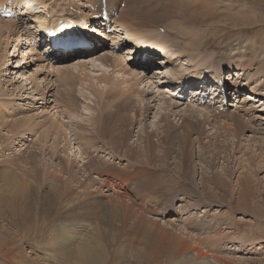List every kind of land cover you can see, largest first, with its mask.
Returning <instances> with one entry per match:
<instances>
[{
    "label": "rangeland",
    "instance_id": "obj_1",
    "mask_svg": "<svg viewBox=\"0 0 264 264\" xmlns=\"http://www.w3.org/2000/svg\"><path fill=\"white\" fill-rule=\"evenodd\" d=\"M83 1L17 0V4H21L20 6L25 10L21 14L24 15L23 20L27 19L25 17L27 7L32 14L31 20L26 22L25 26L20 22L21 34L12 30L9 39L7 37L9 29L3 28L6 33L0 41V105L4 107L3 110L6 107L8 110L2 112L3 115L1 114L0 117V137L4 135L10 137L7 140L4 136L5 139L0 141V264H86L80 262L77 248L74 249L78 244L97 251L95 254L103 257L102 264H187L181 261L180 255L191 257L189 264H196L201 259L203 260L199 263L208 262L212 258L218 259L220 264H264V164L260 163L264 160V135L260 134V130L256 136L252 134L256 127L264 128L262 111L264 100L257 104L252 101L247 102V108L251 104L256 107L254 112L245 118V122L248 119L252 123H247L250 131L244 129L238 132L233 125L224 131L225 124L215 125L212 119L210 124L203 126L197 125L194 119L190 121L187 117L193 118V114L196 115L194 112L191 113L196 106L192 105L193 108L195 107L194 110L189 109L192 108L190 102L185 104L180 101L181 106L171 108L170 101L166 100L172 98L171 93L166 94L169 93L170 84L165 82L178 69L183 72L181 74L188 75L198 71L204 72L206 69L210 70L211 75H215L217 70L223 69L222 71H226L229 77L234 74L235 80L239 75L238 71L243 69L244 72L240 73H244L242 84L251 82V79L252 82L257 81L252 85L248 83L250 87H246L243 94L247 97L251 91L248 89L252 87L260 89L264 84V76L259 79L260 75L257 73L258 65L262 64L261 59L264 56L257 48L260 49L262 47L260 43L264 41L262 1L201 0V3L200 0H120L122 4L120 8L117 4L120 12L130 7L129 9L132 8L130 11L136 14L130 19V23L133 22L132 26L127 27L131 29L132 34L167 39L165 41L171 47L166 52L176 49L175 51L182 52V56L175 54L180 56L177 61L180 64L171 59L172 63L166 68L164 65L159 66L162 63L159 58L164 54L161 52L162 55L155 57L156 72L153 69L154 72H150L149 76L158 77L157 73L165 71L166 75L163 79L162 76L157 79L158 82L160 81L158 85L150 87V84H147L145 91H148L146 93L149 95L139 94L140 98L136 95L132 96L131 106L125 114L131 117L133 122L128 125V129H115L114 136L118 137L115 140L111 137V133L105 137L100 134L103 138L94 134L97 125L92 120L97 117L96 113L99 115L103 107L107 106L113 110V102L107 100L106 106L104 102L97 105L99 103L97 101L100 100L92 87L88 89L89 87L86 86L83 90L88 100H85V96L84 99L81 98L83 89H79L81 82L77 85L73 83V86L69 87L73 92L76 90L72 95H77L75 100L80 101L77 104L78 110L58 107L53 102L46 104L49 97L45 100L46 94L41 96L35 91V87H44L49 82H53L56 86L59 84L55 74L50 72L51 69H47L48 64L58 65L59 60L46 64L48 60L35 50L37 47L35 48V41H30L33 39L31 36L41 32L39 29L43 28L41 23L44 20L46 25L56 23L57 20L67 17L65 15H71L73 7H77V11L82 7V13L89 14L87 10L90 5L89 0L86 2L87 5ZM7 2L9 1L3 3ZM196 2L201 4L202 10L201 8L199 10L198 6L195 10H191ZM177 11L182 13L178 14ZM48 13L49 16L46 15ZM190 15L197 18L196 25L189 22ZM48 17L53 18L48 19ZM111 19L113 21V18ZM254 19L256 24L245 23ZM170 21L178 22L180 26L192 28L194 31L196 29L195 32L188 30V34L195 33V40L181 32L178 33L175 27L172 30L168 26ZM92 28L96 31V26ZM120 28L119 26L117 30L119 31ZM162 29L164 32H161ZM127 30L122 29L123 35H120L122 33L120 31L116 34L117 37L123 38L122 43L119 41L121 45H127L132 39V37L124 39L125 33L132 35ZM16 38H20L18 46H16L18 44L15 42ZM110 41L112 44H105L106 49L103 47V50L95 51L92 55L80 57L83 60L72 57L69 65L82 61L89 62L90 58L86 60L84 58L90 56L96 58L114 51L111 48L114 41ZM190 41L200 42V46L197 44L194 48L189 45ZM6 42H9L8 47L5 45ZM38 44L40 46V42ZM126 47L120 55H127L126 60L128 58L130 62L127 60L124 63L130 65L139 51L134 43ZM184 50L194 55V58L188 57ZM251 55H254L258 62L255 67L253 66L254 68L246 71V67L243 66L247 61L249 63ZM37 59L41 61L38 62ZM210 59L213 62H209ZM88 67V71L89 69L93 71L90 66ZM137 67L136 64L128 67L111 66L110 70L114 69L109 72V78L128 80L129 84L134 83L131 72L136 70L140 73L143 69ZM180 78L185 83L190 80L189 76ZM180 78L177 77L172 81L176 83ZM235 80L230 84L233 85ZM105 84L108 85L105 89L107 92L110 84ZM158 89L165 93H161L165 100L160 102L156 100ZM261 90L264 92V87ZM62 91L63 88L57 87L49 95L54 94L58 102L62 99L59 94ZM245 99L244 95L235 101L229 98L231 102L229 106L227 105L226 113H236L239 116V110L236 108L241 106ZM237 100H240V103ZM145 106L148 107V116L142 112ZM202 106L196 109L198 115L205 113L204 105ZM165 112L168 115V125L162 120ZM62 117L68 118L70 122L74 120L75 123L84 125L82 130L73 123L68 124V128L70 127L71 140L75 148L81 149L84 153V162L88 163H79L76 159L69 164L71 176L77 178L79 186L77 189L73 187L75 192L68 194L66 198L57 197L50 186L53 179L58 180L61 187L72 183L68 173L58 172L68 164L64 157L66 144L64 135L61 133L57 137V129H50L55 119ZM225 122L228 124L229 121ZM14 126H19L16 134L12 132ZM47 130L49 135L44 139L45 135H42L48 132ZM78 134L86 139H78ZM120 136L125 139L127 147L122 146L123 149L118 151L114 149L117 153H112V148H108L105 143L110 144L111 147L113 143L120 146ZM57 139L59 148L58 152L54 153L51 144H56ZM149 141L151 148L148 145ZM102 147H106L104 154L102 151H97ZM76 152L78 153L77 150ZM124 152L130 155H125ZM149 152L154 154V158L147 161ZM95 161H99L100 166L101 163L107 162L108 173L118 174L116 172L118 170H127L128 176L135 175L140 180L138 181L140 186L136 184L122 186L127 194L126 191H121L123 189H119L118 181L115 186L111 184L108 187L103 186L101 179H98V176L96 178V175L92 176V181H87L84 175L85 168L92 169L96 164ZM184 168L187 169L185 170L187 180H183L182 177ZM145 170L155 172L156 177L161 180L160 183L150 182ZM24 172L26 176H23ZM108 173L102 178L106 180L110 177ZM3 175H6L9 181L12 175L18 178L22 176L14 191L19 192L18 194L8 190L5 184L9 183ZM15 184L17 186V182ZM19 185L26 187L22 191ZM21 191L23 195L20 197ZM116 193L123 195V205L128 204L136 209L133 212L135 217L125 215L121 209L123 205L114 207L113 204H119L116 202ZM11 194L15 195V200L11 203L12 208L1 202L3 197L8 198ZM73 198L76 199L75 203L64 206L63 203ZM28 202L31 207L34 205L33 209H30L34 212V216L30 220L29 228L26 229L25 233L28 234L26 236L20 229L21 222L17 219L27 210ZM12 211L20 215L14 217ZM43 215L44 221L41 219ZM141 217H144L145 226L139 229L136 218ZM186 245L187 247H183ZM72 252H75V255ZM47 253L51 257L46 255Z\"/></svg>",
    "mask_w": 264,
    "mask_h": 264
},
{
    "label": "bare ground",
    "instance_id": "obj_2",
    "mask_svg": "<svg viewBox=\"0 0 264 264\" xmlns=\"http://www.w3.org/2000/svg\"><path fill=\"white\" fill-rule=\"evenodd\" d=\"M6 1H9V0H4L3 2H6ZM13 1H15V3H17V0H13ZM81 1H83V0H81ZM87 1V0H86ZM104 1H106V5H107V9H108V11L110 12V14H113L114 12H117L118 14H119V16H118V18L116 17V18H113V23H115L116 25H115V29H113V33H114V36H110L109 37V40H112L113 39V45H112V49H114V51L112 50L111 52H108V53H104L103 55H101L100 57H96V58H94L93 56L92 57H86V58H84L85 60L87 59V58H90L89 59V62H85V61H82V62H78L77 64H73V65H69V62H67L66 64H63L62 66H60V65H50V64H48L46 67H47V69L48 70H50V72L51 73H54L55 74V76H56V81L57 82H59V84L56 86V85H54L53 84V82H49L47 85H45L44 87H35V91L36 92H38V94L39 95H43V94H46V99L45 100H47V97H49L48 98V102L46 103V104H50V102L52 103H56V105L58 106V107H62V108H67V109H69L70 110V108L73 110V109H75V110H78V106H77V104H79L78 102H80V101H78V100H75V99H77V95L76 96H73L72 94H74L75 92H76V90H74L75 92H73L69 87H71V85L74 83H76V85L77 84H79L78 82H81V84H80V87H79V89H82V92H81V95H82V97L81 98H83V96H85V100H88V96L87 95H85L84 94V89L86 88V86H88L87 88L88 89H90L91 87H92V90H94L95 91V93H97V97H98V100H100V101H97V102H99V103H97V105H101V103L102 102H104V106H106V101L107 100H109V102H113V110H110L109 109V106H107V107H103V109L101 110V112L99 113V115L96 113V115H97V117L95 118V119H93L92 121L93 122H95V125H97V127H95V132H94V134L96 135V136H99L100 134L103 136V137H105L108 133H111V137L115 140V139H117L118 137H116V136H114V133H115V129L117 130V129H128V125L130 124V123H132L133 122V120H132V118L131 117H128L125 113L128 111V109L130 108V106H131V103H132V96L133 95H136L137 97H139L140 98V95L141 96H143V95H145V96H147V95H149V93H146V92H148V91H145V89L147 88V84H150V87L151 86H154V85H158V84H160V81L158 82L157 81V79H160V76H162L161 77V79H163L164 78V76L166 75V71L165 72H159V73H157V75H158V77H153V78H151L150 76H149V74H150V72H152L153 71V69L151 70V67L150 68H148L147 70H145L144 68L143 69H141V72L139 73V72H137L136 70V72L135 71H133V72H131L132 71V69L130 70V72H131V76L133 77L132 79H134V83H131V84H129L128 83V80H115V79H110L109 78V72L112 70L113 71V69L114 68H112L111 70H110V67L111 66H113V67H128V66H130L131 64H136L138 67L137 68H142V67H144L147 63H143L142 62V60L140 59L144 54H148V56H149V54H151V55H154V56H159V55H162L161 54V52L164 54V56L162 57V58H159V60H160V62H162V63H160L161 65H159V66H162V65H164L165 66V68L167 67V65H169V64H171L172 63V60L171 59H173L174 61H175V63H177L178 64V59H180V56L179 55H181L182 56V52H180V51H175L176 49H171V51H169L168 53L166 52L167 51V49H169L170 47H171V45L167 42V41H165V40H167V39H164V38H159V37H156V38H159V39H156L155 37H148L149 35H147V36H143V35H141V36H137V35H135V34H132V32H130L131 31V29H129V28H127V27H131L132 26V23H130V19L133 17V15H136L135 13L133 14L132 13V11H130L131 9H129L130 7H128V9H129V11H122V12H120L119 10L120 9H118L117 7L119 6H117V4H120L119 2H120V0H114L115 2H113V1H111V0H89L88 2L89 3H91L92 5V7L93 6H97L99 3H104ZM197 1V0H196ZM201 1V0H200ZM204 1H207V0H204ZM262 1V3L261 4H263L264 5V0H261ZM0 3V4H4V3ZM14 3V4H15ZM18 3H19V1H18ZM122 3V2H121ZM201 3H202V1H201ZM5 4H7L8 6H12L13 4L12 3H9V2H7V3H5ZM116 4V5H115ZM17 5V8L18 9H20V5L19 4H16ZM49 5H51V4H49ZM131 5V4H130ZM208 5H210L209 4V2H208ZM63 6V5H62ZM127 6V5H126ZM196 6V7H195ZM195 6H194V8L192 7V9L191 10H195V8H197V6H198V9L200 10V8H201V10H202V6H201V4L200 3H197L196 2V4H195ZM231 6H232V4H231ZM230 6V7H231ZM13 7H14V5H13ZM52 7V6H51ZM53 8V7H52ZM26 9V13H28V12H30V8L29 7H27V8H25ZM231 11H232V9L231 8H229ZM235 9V8H234ZM31 11H32V9H31ZM101 13H102V11H100ZM213 12V11H212ZM25 13V14H26ZM144 13V12H143ZM177 13L178 14H180V13H182L181 11H177ZM176 13V14H177ZM23 14V13H22ZM128 14V17H126V15ZM214 14V13H213ZM213 14H212V16H213ZM31 15V14H30ZM47 16H49V13L48 14H46ZM138 15V14H137ZM47 16H46V18H47ZM25 17H28L27 19H25V20H23L24 19V15H22L21 16V19L19 20V21H17L16 22V20L14 21L13 19L11 20V19H9V20H4V19H2V18H0V41L2 40V36L6 33L5 31H4V27H7V29H9V34L7 35V37H8V39L10 38V34L12 33V30H14L15 32L17 31V33H19V35L21 34V31H20V26L19 25H21L22 23H24V25H25V23L26 22H28V21H30L31 20V16H28V15H25ZM32 17H35V18H37V16H32ZM130 17V18H129ZM147 17V16H146ZM137 18H138V16H137ZM240 18V17H239ZM244 18V17H243ZM48 19H49V17H48ZM146 19V18H145ZM112 20V19H111ZM237 20V19H236ZM255 20V19H254ZM254 20H248V21H245V23H253V24H256L255 22H256V20L254 21ZM262 20H264V19H262ZM37 21V20H36ZM46 20H44L42 23H41V26L43 25V28H44V26L46 25L45 22ZM259 21V20H258ZM257 21V22H258ZM20 22H21V24H20ZM39 22V21H38ZM47 22H48V20H47ZM135 22V21H134ZM189 22L191 23V24H193V25H196V23H197V18L196 17H194V16H192V15H190L189 16ZM175 23V24H174ZM171 22L170 21V23H168V26H170L171 27V29L173 30L174 29V27H175V29H177L178 30V33H180L181 32V34H183V35H188V36H190L191 38H193L194 40H195V33L193 34V33H191L192 31L193 32H195L196 31V29H195V31L194 30H192V28L190 29H188V28H185V27H182V26H180L179 25V23L178 22ZM170 24V25H169ZM102 26H104L103 24H101ZM30 26V25H29ZM121 27L120 28V32H122V33H120L118 30H117V28L118 27ZM138 26H140V25H138ZM22 28V27H21ZM32 28V27H31ZM40 28V27H39ZM43 28H41V29H39L41 32L39 33V34H33L32 35V37H33V39H36V41H37V43L35 44V48L36 47H38V43L41 41V39H43L45 36H46V34H43L42 35V30H43ZM128 29L127 30V32L128 33H131L132 35H128L127 33H125L126 34V36L124 37V39H129V38H131L132 37V39H130L131 41L130 42H127V45L125 44V45H121L120 44V42L121 41H123V40H121V39H123L122 37H117V33H120V35H123L124 34V32L122 31V29ZM188 30L190 31L191 30V32H189V34H188ZM45 31V30H44ZM24 32V31H23ZM39 32V31H38ZM198 32V31H197ZM174 33V32H173ZM43 37H42V36ZM176 35H177V33H176ZM180 35V34H179ZM17 36V35H16ZM136 36V37H135ZM197 36V35H196ZM178 37V36H177ZM179 37H181V36H179ZM111 38V39H110ZM116 38V39H115ZM32 39V38H31ZM32 39V40H33ZM118 42H117V41ZM171 40V39H170ZM174 40V39H173ZM176 40H178V39H176ZM197 40V39H196ZM120 41V42H119ZM172 41V40H171ZM197 41H199V40H197ZM196 41V43L194 42V41H190L191 42V44H189V43H187V44H189V45H191L192 47H194V48H196L197 47V44L200 46V42H197ZM15 42L16 43H18L16 46H18L19 45V43H20V38H16L15 39ZM202 42V41H201ZM122 43V42H121ZM130 43H134V46H135V48H137L138 49V53H136L137 54V56H140V58H139V60H136L135 58H137V56H134L133 57V59H135L134 60V62L133 63H131L130 65H129V63H127V64H125L126 63V61L128 60V58H127V60H126V57L125 56H127V55H120V54H118L119 52L118 51H116V46H117V44H118V47H121V49H123V48H125L126 46H128ZM260 43V42H259ZM124 44V43H123ZM261 44V48L259 49V48H257L259 51H262V54H263V56H264V41L263 42H261L260 43ZM6 47H8V45H9V42H6ZM122 46H125V47H122ZM188 46V45H187ZM32 47H34V45L32 46ZM109 47V46H108ZM168 47V48H167ZM260 47V46H259ZM127 49H128V47H126ZM21 49V48H20ZM185 49H187L186 47H185ZM119 50H120V48H119ZM131 50H133V49H131ZM195 50V49H194ZM258 50L256 51V52H258ZM90 51H93V50H76V51H74V53L75 54H77V53H82V52H90ZM126 51V50H125ZM129 52V51H128ZM183 52H185V54H187L188 55V57H191L192 59L194 58V55L192 56L191 54H189V52L187 53V50H184ZM194 52V51H193ZM41 54V53H40ZM44 54H45V51L42 53V56L44 57ZM72 54V52H66V51H64V52H62V53H57V55L55 56V58H54V61H57L58 62V60L59 61H61V60H69L70 59V57L72 56L71 55ZM135 54V53H134ZM175 54H179V55H177V56H175ZM184 54V55H185ZM259 55H261V54H259ZM246 56V55H245ZM252 56V58L249 60V63H248V61H247V64L245 65L244 64V66H243V68H245L246 67V71L247 70H250L253 66L255 67V65H257V60H256V58H255V56L254 55H251ZM256 56H257V53H256ZM210 58H212V57H210ZM246 58V57H245ZM57 59V60H56ZM38 60V62H40L41 60H39V59H37ZM44 60V59H43ZM53 61V62H54ZM65 61V62H66ZM129 61V60H128ZM135 61H137L136 63H135ZM209 61V60H208ZM213 62V60H211L210 59V61L209 62ZM261 61H262V64L261 65H258L259 67V69H258V73L257 74H259L260 76H258L259 77V79H260V77L261 76H264L263 75V73H264V58L262 57V59H261ZM125 62V63H124ZM130 62V61H129ZM209 62H207V63H209ZM215 62V61H214ZM50 63H51V61H50ZM0 64H1V62H0ZM108 64H110L111 66H109ZM180 64V63H179ZM178 64V65H179ZM88 66H90L91 67V69H93V71L91 70L90 71V69H89V71L87 70L89 67ZM142 66V67H141ZM45 67V66H44ZM163 67V66H162ZM239 67V66H238ZM253 67V68H254ZM132 68V67H131ZM160 69V68H159ZM182 69V68H181ZM174 70H176V69H174ZM179 70V69H178ZM176 71L175 72V74L173 75V76H169L168 77V79L165 81L167 84H169V80H173V79H176L177 77L178 78H180V77H188L189 76V78H191V79H194L193 80V84H197L198 83V81L200 80V79H202V78H206V76H205V74H204V72L203 71H198L197 73L195 72V73H192V75H188V74H181V73H183L182 71ZM223 69H219V70H217V75H213L212 77H213V79H215L214 81L215 82H217L218 80H219V76H221L223 73H224V71H222ZM187 71V70H186ZM242 71H243V69H240L239 71H238V73H239V75L236 77V80H235V82L233 83V84H235V87H238L239 88V90L240 91H238L237 93H234V97H236V99L238 98L237 96L238 95H240L241 94V92H244L245 91V88L247 87V88H249L250 86H248V83H250V85H252V83H254V82H257L256 80H254L253 82H252V79H251V82H248V83H245V84H242V82H244V73L243 74H240V73H242ZM126 72H127V70H126ZM129 72V71H128ZM178 72H180V74H178ZM244 72V71H243ZM174 73V72H173ZM128 74V73H127ZM216 74V73H215ZM155 75V74H154ZM153 75V76H154ZM256 75V74H255ZM255 75H254V77H255ZM116 77V76H115ZM176 77V78H175ZM33 78V77H32ZM251 78H253V77H251ZM240 79H242V81L240 80ZM246 79V78H245ZM248 79V78H247ZM28 80V79H27ZM27 80H26V82H27ZM233 80H234V74H233ZM258 80V79H257ZM183 80L180 78V80L178 79V81H176V83L175 84H179L180 82H182ZM55 83V82H54ZM102 83H104V84H102ZM105 83H108V84H110L109 86H110V89L106 92L105 91V89L106 88H108V85H106ZM51 84H52V86H51ZM124 84V85H123ZM33 85V84H32ZM121 85H123V86H121ZM264 84H262L261 86H260V89H258L257 87H252L251 89H248V90H251L250 91V93L249 94H247V97H245L246 99L245 100H243L242 101V103H241V106H239V107H237L236 109H238L239 110V116H240V118H239V116L236 114V113H231V114H228V113H226L227 112V108H226V106L227 105H225V102H224V98L223 97H221V99H218L217 101H216V103L214 104V105H212L211 103H202V102H199V100H197V98H198V94H199V90L200 89H202L203 88V86L201 85V86H199V87H197V86H192V89L193 90H195L196 91V95L195 96H193L192 98H191V100H190V107H192V105L193 106H196V109H199L200 108V105L202 106V105H204V111H205V113H201L200 115H198L197 114V112H196V109L194 110V108L192 107V108H189V109H192V110H194V111H192L191 113L193 114V112L194 113H196V115H194L193 114V118H191V117H187L190 121L191 120H193L194 119V122L197 124V125H199V126H203V125H207V124H210V120L212 119V121H215V125H218V124H225L224 126H223V129H224V131L227 129V128H230V127H232V125L234 126V128L238 131V132H241L242 130H249L250 131V129L248 128V126H247V123L248 124H252L248 119H247V122H245V118H246V116L247 115H250V113H253L254 112V110H255V106H254V104H251V106H249V108H247L246 106H247V102L248 101H252V102H254V103H259V102H261V100H264V92H261L262 90H261V88L262 87H264L263 86ZM43 86V85H42ZM55 86V88H53ZM73 86V85H72ZM169 86V85H168ZM170 86H171V84H170ZM57 87H60V88H63V91L61 92V93H59L60 95H61V97H62V99H61V101L60 100H58V102H57V98H56V96H54V94H51V95H49V93H51L52 92V90H55ZM85 87V88H84ZM146 87V88H145ZM149 87V88H150ZM156 87H158L159 88V86H156ZM156 87L154 88V90L156 89ZM74 87H72V89H73ZM211 88H212V91H213V93H212V95H215L216 97L217 96H219V94L217 93L218 92V89H217V87H216V85H213V86H211ZM76 89V88H75ZM87 89V90H88ZM160 89V88H159ZM158 89V91L156 92V94H158V96L156 97V100L158 99L159 100V102L160 101H163V99L165 100V97L164 96H162L161 95V93H164V91H161V90H159ZM59 90V89H58ZM173 92V94H175V92H174V90H172ZM106 92V93H105ZM87 93V92H86ZM91 93H92V91H91ZM136 93H138V94H136ZM140 94V95H139ZM165 94V93H164ZM229 94V93H228ZM92 95V94H91ZM105 95V96H104ZM176 95V94H175ZM249 95V96H248ZM262 97V98H261ZM72 98L74 99V100H72ZM79 98V97H78ZM143 98V97H142ZM174 100H173V99ZM172 98L170 97V99H167L166 98V100H168V101H170V103H169V106L171 107V108H176V107H178V106H181L182 104H180V101L182 102V100L181 99H178V98H176V96H173L172 95ZM84 99V98H83ZM90 99V98H89ZM228 97H227V102H228ZM79 100H80V98H79ZM148 100V99H147ZM59 101L61 102V103H59ZM82 101V100H81ZM149 101V100H148ZM175 101V102H174ZM179 101V102H178ZM237 101H239V103H240V100H237ZM142 102H144V98L142 99ZM155 102V101H154ZM171 102H174V103H171ZM128 103H130V104H128ZM246 103V104H245ZM45 104V103H44ZM217 104V106H215ZM262 104H264V102L262 103ZM144 105V104H143ZM140 107L142 106V104H140L139 105ZM214 106V108H212V107ZM224 106H225V108H224ZM3 106H1L0 105V117H1V114H2V112H4V111H6V110H8L7 109V107L5 108V110H3V108H2ZM89 108H90V106H88ZM203 107V106H202ZM88 108V110L90 111V109ZM222 108V109H221ZM224 108V109H223ZM79 109H80V107H79ZM87 108L85 107V110H86ZM71 110V111H72ZM263 112H264V109L262 110ZM73 112H75V111H73ZM98 112V111H97ZM142 112L144 113V115L145 116H148V107L147 106H145L143 109H142ZM246 113V114H242V113ZM91 113V112H90ZM67 114V113H66ZM3 115V114H2ZM59 115V114H58ZM61 116V115H60ZM57 118V117H56ZM61 118V117H60ZM55 119V121H54V123H53V127L52 128H50V129H57V137H58V134L60 135L61 133H63V135H64V142H66V144L64 145V148H65V151H64V157L66 158V161H67V165H65L63 168H62V170L61 171H58L60 174H62V173H68L69 174V178L72 180V183H69L68 185L67 184H65V186H60L59 184V181L58 180H55V179H53V180H51V185L50 186H52V188H51V191L55 194V195H57V197H60V198H66L67 196H68V194H72V192L74 193L75 191H74V189H73V187H76V189H77V187L79 186V182L77 181V178L75 179V177L73 176H71L72 174L70 173L71 172V169H70V167H69V164L74 160H78V162L80 163V162H83V163H86V164H88L87 162H84V158H83V156H84V153L81 151V149L80 148H75V144L73 143V141L71 140L72 139V136H71V132H70V127L68 128V124H72L73 123V125H76L79 129H83V126L84 125H82V123H75L74 122V120L73 121H69L68 120V118H64V117H62V119ZM77 118V117H76ZM137 119V118H136ZM162 120L164 121V122H166L167 123V125L169 124V122H168V115H167V113L165 112L163 115H162ZM83 121V120H82ZM91 121V122H92ZM225 121H229L228 122V124H226V122ZM87 122H90V121H87ZM228 126V127H227ZM19 126H14L13 127V129H12V132L14 133V134H16L17 133V130L19 129L18 128ZM49 129V130H50ZM49 130H47L48 132H44V134L42 135V136H44L45 135V137H44V139H47V137H48V135H49ZM258 130H260L261 132H260V134L261 135H264V128H257L256 127V129L255 130H253L252 131V134L254 135V136H256L257 134H258ZM123 131V130H122ZM121 131V132H122ZM55 132V131H54ZM0 135H1V132H0ZM100 135V136H101ZM5 136V135H4ZM1 136L0 137V141L2 140V139H5V137L7 138V140H8V137H10V136ZM77 136H79L78 137V139H80V140H84V139H86V137H82V135L81 134H78ZM101 136V137H102ZM102 137V138H103ZM56 139V138H55ZM120 139H121V142H120V146L119 145H117L116 143H113L114 145H113V147H111V145L110 144H108V143H105L106 144V146L108 147V148H112L111 149V151L113 150V152L112 153H117L116 152V150H114V149H117V151L118 150H122L123 148H122V146H125L126 145V142H125V139L123 140L122 139V137L120 136ZM3 141V140H2ZM54 144L55 143H52L51 145V148H52V151L54 152V153H57L58 151H57V149L59 148L58 146H59V141H58V139H57V141H56V144H55V146H54ZM148 145H149V147L151 148V142L149 141V143H148ZM103 146H105V145H103ZM86 147L88 148V144H86ZM126 147H127V145H126ZM107 148V149H108ZM129 148V147H128ZM78 151V153L76 152V150ZM105 149V150H104ZM236 149H237V147H236ZM239 149V148H238ZM96 151V150H95ZM97 151H102V153L104 154L105 152H106V147H102V149H99V150H97ZM111 153V152H110ZM125 153V152H124ZM127 153H130V152H127ZM149 154V156L146 158V160L147 161H149V160H153V158H154V154L152 153V152H149L148 153ZM108 155V154H107ZM125 155H130V154H126L125 153ZM112 156V155H111ZM111 158H113V156L111 157ZM95 160V159H94ZM96 162V164L94 165V166H92V169L91 168H85V171H84V175H85V179L87 180V181H92V179H93V175H96V178H97V176H98V179H101V184H103V186H109V185H114L115 186V184L117 183V181L119 182L118 183V186H120L119 187V189H123V190H121L122 192H125L126 190H124V187L122 188V186H127L128 184H136V186H140V183H138V181H140L138 178H136V176L134 175V176H128V172H127V170H118V171H116L118 174H112L111 172L110 173H108L109 172V170H108V168H107V165H108V163L107 162H103V163H101V166H100V162L98 161H95ZM73 163V162H72ZM260 163H262V164H264V160H262V161H260ZM86 167V166H85ZM185 170H187V169H185L184 168V172H183V174H182V177H183V180H187V178L185 177ZM258 170V169H257ZM83 172V171H82ZM110 174V175H108V176H110V177H108L106 180L105 179H103L102 177H103V175L104 174ZM145 174L147 175V177H148V180H150V182H155V183H160V179H158L156 176V173L155 172H153L152 170H145ZM23 176H26V172H24L23 173ZM122 176H125V177H122ZM3 178L9 183V184H5L6 185V187L8 188V190H10L11 191V193L12 192H14L15 191V189L18 187V181L22 178V176L20 177V178H18L17 176H14V175H12L11 176V180L9 181V178L6 176V175H3ZM17 182V186H16V183ZM74 183V184H73ZM121 184V185H120ZM75 185V186H74ZM117 186V185H116ZM134 186V185H133ZM19 187H20V189L23 191L24 189H25V187H26V185H19ZM83 187V186H82ZM78 189H80V188H78ZM81 189H83V188H81ZM126 189V188H125ZM22 191H21V194L19 195L20 197L23 195V193H22ZM116 192H120L119 190H116ZM122 192H121V194H122ZM15 193V192H14ZM19 192H16L15 194H18ZM125 193H127V191L125 192ZM121 194H119V193H116V202H119V204L118 203H115V201H114V203L115 204H113L114 205V207L115 208H117V207H121L122 205H123V203H124V197H123V195H121ZM128 194V193H127ZM15 198V195L14 194H11L8 198H4L3 197V199L1 200V202L3 203V204H6V205H8V206H10V208H12V205H11V203H12V201L13 200H15L14 199ZM76 202V199L75 198H73V199H70L68 202H65V203H63L64 204V206H67V205H71V204H73V203H75ZM29 203V202H28ZM116 204H118V206L116 205ZM120 205V206H119ZM34 206V205H33ZM33 206L31 207V205H30V203H29V205H26V211H24L25 213H23L21 216H20V218L19 219H17L18 220V222H21V224H20V229L22 230V231H24V233L26 232V229L27 228H29V224H31V222H30V220H32L33 219V216H34V212H32V210L30 211V209H33ZM133 208V206H129L128 204H126V205H123L122 207H121V209H122V211L125 213V215H127V216H131V215H133L134 217H135V215H134V213L133 212H135L136 211V209H132ZM12 215L15 217V216H18V215H20V213L19 214H17L16 212H13L12 211ZM138 215V214H137ZM42 221H44V215L42 216ZM137 219V220H136ZM135 220H136V224H137V226H138V228L139 229H142L144 226H145V222H144V217H141V218H136ZM13 224V223H12ZM185 226H187V225H185ZM187 228V227H186ZM186 228H184L185 230H186ZM35 234H36V229H35ZM25 235H26V233H25ZM28 235V234H27ZM26 235V236H27ZM36 238H37V236H36ZM216 242V241H215ZM205 243H207L206 241H205ZM51 244H53V243H51ZM82 244H78L77 246H75L74 247V249H76L77 248V252H78V254H79V257H80V262H85L86 264H102L103 263V257L102 256H100V255H98V254H95L97 251H94V250H91V249H89L88 247H86V246H81ZM214 245V244H213ZM215 246V245H214ZM183 247H187V245L186 246H183ZM72 254L73 255H75V252H72ZM46 255H49L50 256V254H46ZM182 258H181V261L184 263V262H187V264H189L190 263V260L192 259L191 257H187V256H185V255H180ZM51 257V256H50ZM50 257H48V258H50ZM203 259H201V260H199V261H197L196 262V264H208V262H211L210 264H220V262L218 261V259H216V258H212V259H210V260H208V262H203V263H199V262H201Z\"/></svg>",
    "mask_w": 264,
    "mask_h": 264
}]
</instances>
